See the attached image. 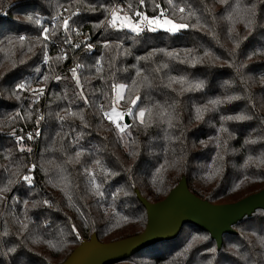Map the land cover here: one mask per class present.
Returning <instances> with one entry per match:
<instances>
[{
    "label": "trees",
    "instance_id": "trees-1",
    "mask_svg": "<svg viewBox=\"0 0 264 264\" xmlns=\"http://www.w3.org/2000/svg\"><path fill=\"white\" fill-rule=\"evenodd\" d=\"M70 2L0 0V42L6 44V38L20 34L35 37L39 30L25 18L39 16L46 26H50L51 16L57 8L61 5L67 8ZM159 2L163 7H168L164 0ZM85 3L99 8L100 4H124L126 0H85ZM174 3L190 7L195 13L188 23L195 24L196 18H199L206 28L199 31L189 28L177 35L163 31L146 32L139 37L130 33H104L103 29L92 28L94 22L103 18V13L89 12L81 4V14L73 17L72 26L78 28L82 35L77 36L73 32L71 36L74 42H78L83 40V34L89 35L94 45L91 52L84 48L73 49L63 43L64 32L61 29L48 42V55L52 58L49 65L41 63L43 50L36 48V55H24L25 64L18 65L6 77L0 76V187L7 183L9 172L14 170L17 163L36 165L32 173L34 186L29 187L20 181L6 194L7 200H0V264H60L82 239L89 238L93 233L100 242L138 234L145 227L146 212L137 199L136 190L146 200L156 202L163 199L182 176L192 193L210 203L234 202L264 188V166L257 167L254 163L245 165L248 157L264 156V55H252L248 59L253 52L264 49V0H240L242 6L256 5V24L251 33L245 30L243 23L232 25L225 18L236 0H227L224 5L218 0H174ZM72 10H75V6ZM148 14L153 12L149 9ZM230 27L235 29L231 34ZM209 28L215 32L214 38L207 35ZM240 37L246 39L240 40L239 47L233 53V41ZM103 39H119L121 51L127 49L130 53L119 56L114 68L109 67L108 61L116 50L110 53L101 48ZM61 49L67 55V60L62 63L54 59ZM153 49L174 52L176 58L156 52L146 61H137V56H144ZM185 49H192L193 52L187 53ZM205 50L219 59L196 65L180 62L192 55L200 56ZM102 52L104 80L96 75L93 67ZM21 56L18 49L17 58ZM77 63L83 66L78 74L90 101L87 106L78 99L79 90L69 71ZM165 64L167 67H161ZM10 68L11 65L0 53V73ZM137 68L141 70L138 80L147 77V83L140 89L139 107L152 108L154 114L147 128L134 124L132 118L128 117V123L134 124L132 135L127 137L128 150L138 153L129 156L124 144L119 142L114 126L96 113L99 105L110 106L111 101L105 100L103 92H111V83L131 84ZM54 72L62 77L60 81L52 78ZM44 75L49 76L44 107L43 96L35 103L29 92L18 93L21 98H15V83L25 80L30 82L31 87H36L42 83L38 78ZM174 76H184L193 84L202 82L203 87L180 93L179 84H173L172 88L166 86L169 77ZM184 87L187 88V84ZM57 96L62 98L57 99ZM65 96L66 99L63 98ZM225 96H238L239 99L222 102L216 105L215 110L205 111L203 119H195L196 107L208 105V101L213 99L223 101ZM173 104L176 119L173 120L174 126L169 127L167 118L162 119L156 114ZM208 107L211 109L212 106ZM69 108L78 113L83 109L89 127H83L80 120L73 117L59 121L57 113L64 115L62 109ZM119 108L124 111L127 105L121 102ZM16 111H20L24 119L15 118L9 122L7 117ZM25 113H31V117ZM238 113L252 119L223 122L228 129V132L220 133L219 141L220 153L224 155L223 172L207 179V165L212 163V157L217 153L214 138L221 124L220 116ZM37 115L43 117L39 124L36 122ZM145 121H148L147 113ZM37 128L39 135L35 134ZM13 129L16 135L24 136L22 143L25 148H31V152L18 149L15 136L11 135ZM28 133L33 134L32 140L27 139ZM78 133L81 134L79 139ZM253 139L255 143H245ZM201 141L205 143L201 144ZM225 142L226 149L223 147ZM77 151H82L79 163L74 160L69 162ZM96 159L110 170L120 173L107 181L102 174H97V181L104 185L101 189L105 193L103 199L87 192L89 185L84 169H95L92 161ZM173 160L177 161L175 166H165L162 172L155 174L154 180L155 169L165 161ZM5 167L9 171H5ZM24 171L21 168V172ZM61 177L67 184L66 191L72 197L71 201L62 191L64 184ZM118 187H123L128 195L121 192L113 201L111 194ZM13 196L17 197L16 202L12 200ZM44 199L50 201V208L32 207L33 201L42 202ZM25 200L29 202L27 208ZM110 204L119 217H127V220L113 215ZM77 208L85 213L84 218L79 216ZM21 221L28 224L23 232L20 231ZM73 223L77 225L78 238L76 233L70 231V224ZM233 229L235 233L224 234L222 245L217 248L208 232L187 224L175 237L155 242L111 264H208L209 260L212 264H264V244L261 243L264 240V211L256 210L233 225ZM192 235L207 237V240L196 243L192 249L184 252ZM36 237H39V241L33 243ZM45 240L59 241V244L52 249L43 243ZM8 249L14 251L9 252ZM208 249L216 251L209 252Z\"/></svg>",
    "mask_w": 264,
    "mask_h": 264
},
{
    "label": "snow or ice",
    "instance_id": "snow-or-ice-1",
    "mask_svg": "<svg viewBox=\"0 0 264 264\" xmlns=\"http://www.w3.org/2000/svg\"><path fill=\"white\" fill-rule=\"evenodd\" d=\"M164 2L168 5V7H163L159 0H126V3H113V4H100L99 8H96L93 5L86 4L85 0H71L69 6L66 8L63 5L59 6L55 11V14L51 16V25L46 26L45 23L42 22V18L39 16H27L25 19L28 20L31 24L35 25V27L39 30L38 35L33 38H29L26 35L20 34L15 37L6 38V44L4 42H0V53H3L4 59L8 61L11 65V68L4 72L0 73V76L6 77L11 70H14L18 67V65H23L26 63V59L24 55L26 53H31L33 56L36 55L34 49L41 48L43 50V59L41 63L49 64L50 58L48 55V42L51 40L52 37L57 35L58 30H63L64 32V40L63 43L70 45L73 49H79L83 47L87 52H91L94 48L93 43L90 42L91 37L87 34H83V40L74 42L72 40L71 33H76L77 36L82 35L78 28L73 27L72 24L74 23L73 17H78L81 14V4H84L85 8L89 12H97L100 11L103 13V18L99 19L98 21L92 24L93 29H103L104 33H112V34H132L134 37H139L142 34L148 33H155L158 31H163L168 33L169 35H177L181 31H185L189 28L195 29L197 31L204 30L206 25L201 24L199 18H196L195 24H190L187 21L195 17V13L191 10L190 7H186L185 5L181 4L177 6L174 3V0H164ZM218 3L224 5L227 3V0H218ZM75 6V10L73 9ZM149 9L153 12V14L149 15ZM67 13V15H64ZM256 5L251 4L247 6H242L240 4V0H236V3L232 6V11L227 14L225 17L230 21L232 25L236 23H243L245 30L251 33L254 25L256 24ZM235 31L234 27L229 28V33H233ZM207 35L210 37H215V32L212 29H207ZM246 39V37H240L239 40L233 41V47L231 51L234 53L236 49L240 45V40ZM101 48L106 50L107 52H112L115 49V54L111 56V59L108 61L109 67L114 68L115 61L121 55H129L127 49H122V43L119 39L113 41L109 39H103L100 42ZM21 52V58H17V50ZM187 53L193 52L192 49H185ZM156 52H164L166 56L169 58H176V54L171 51H165L164 49H153L150 52L146 53L144 56H137V61L141 60H148L150 59ZM252 55H264V49L258 50L253 52L248 59H251ZM58 62H63L67 60V55L63 49L60 50V53L54 58ZM219 57L214 56L209 50H205L202 55L196 56L192 55L187 60H181V63H190L192 65L196 64H203L205 61L215 62L218 60ZM103 60H104V53H101V56L95 60V64L93 67L95 68V73L100 77V79L104 80L105 76L102 75L103 73ZM231 67V65H229ZM244 65H241L243 67ZM83 66L79 63L75 64L72 68L69 69L71 73V79L75 82V87L79 91L77 92V96L79 100H82L83 103L87 106L90 104V101L84 91L83 84L81 82L80 76L78 71ZM161 67H167V65H161ZM37 72L40 71L39 68L36 69ZM159 71V69H157ZM141 77V70L137 68L136 76L132 78L131 84L125 83H117L113 82L110 85L111 92L108 91L103 92V96L105 100H110V106L106 107L105 104L99 105L97 109V115L102 119L109 122L111 126H114L115 133L117 138L121 144H124L125 149L128 150V143L127 137L131 136V128L134 126L135 123L144 126L145 128L148 127L149 123L152 122L151 118L153 116V109L152 108H141L139 107V102L141 101L140 96V89L147 83V77H143L141 79H137ZM56 81H60L62 77L60 75H55L52 77ZM113 81L115 80V76L112 77ZM39 83L36 87H31L29 81L21 80L18 83H15L13 88V95H15L16 99H20L21 97L18 93L21 92H29L32 97L33 103L38 102L45 94V89L48 84L49 76L44 75L38 78ZM264 83V81H262ZM173 84H179L181 87L179 92L182 93L184 91L190 89H199L203 87L202 82L190 83L188 82L184 76L178 77H169V82L166 85L169 88H172ZM187 84V88L184 85ZM105 87L107 88L108 85L106 84ZM175 91V89H173ZM62 97L57 96V99H61ZM66 99L67 97H63ZM239 99L238 96H225L223 101L221 99H213L208 101V105H211V109H209L208 105L198 106L195 108V119L201 120L203 119V114L205 111L215 110L216 105L222 102H231L232 100ZM121 102L127 105L126 110L121 111L119 107ZM32 107V104L29 105V108ZM156 107H159L158 105ZM139 108V111H137ZM174 109L175 105H169L167 108H162L158 115L160 118H167V123L169 127H173V120L176 119L174 116ZM64 115H60L57 113V119L59 121H63L66 117H73L79 119L83 127H89L88 123L85 121V117L83 115V109L78 112H73L71 109H62ZM148 114V121H145V115ZM26 116L29 118L31 117V113H25ZM131 117L134 124L127 123V118ZM19 118L21 120L24 119V116H21L20 111L14 112L12 115L7 117L8 121L11 122L13 119ZM43 119L41 115L36 116V122H39ZM252 119L251 116L243 115V114H236V115H229V116H220V127L217 129V136L214 138L216 140V148L217 153L212 157V163L207 165L209 171L205 173V177L207 179H212L218 174H222L223 172V161L224 155L220 153V133L221 132H228V129L224 126V121H243V120H250ZM36 135H39V128L36 129ZM11 135L15 136L17 141V147L20 151H28L31 152V148H25L22 141L24 140V136L16 135V130L13 129ZM81 137V134H77V139ZM33 134L28 133L27 139L32 140ZM210 140L213 138H209ZM256 141L253 140H246L245 143H255ZM134 143V141H133ZM205 143L201 141V144ZM225 149L227 148V143L225 142L224 146ZM137 152L128 150L129 156L137 155ZM82 155V151H77L75 153L74 158H70L69 162L73 160L76 163H79L80 157ZM8 159V157H5ZM177 163L176 160L173 161H165L164 164H161L160 167L155 169V173L153 174V179H156V173L162 172L165 166L172 167L175 166ZM249 163H254L257 167L264 166V156L262 157H248L245 160V165ZM92 164L95 165V169L93 167H86L84 169V173L87 177V183L89 187L87 188V192L91 194L93 197L103 199L105 193L101 191L104 187L102 183L97 181V174L100 173L103 175L105 181L117 177L120 173L116 171H112L109 168L105 167L103 162L99 159L93 160ZM36 167L35 164L31 166H26L21 163H17L14 167V170L9 172V179L7 183L4 184L3 187H0V200H7V193L12 191V186L18 184L20 181L27 184L29 187L34 186V177L32 175L33 169ZM21 168H24L25 171L21 172ZM5 171H9L7 167H5ZM131 171V170H130ZM12 177H18V179H13ZM129 179H132L129 176ZM61 183L64 184V188L62 191L65 192L67 198L71 201L72 197L66 191L67 184L64 182V178L61 177ZM239 187V184L236 185ZM123 192L124 195H128V192L124 191L123 187H118L115 192H112V199L115 201L119 194ZM12 200L14 202L17 201V197L13 196ZM28 200L24 201V205L27 208ZM38 206H43L45 208H50L52 205L48 199H44L42 202L33 201L32 207L36 208ZM109 208L112 210V214L119 217V213L116 211L112 205H109ZM77 213L81 218L85 217V213H83L79 208L76 209ZM25 217H27V212L25 211ZM120 219L127 220V217H119ZM86 225V221H85ZM28 227L26 221L20 222V231L23 232ZM70 231L71 233H76L78 238L77 232V225L70 224ZM7 233H5L6 235ZM62 239V236H61ZM207 240V237H201L197 235H192L191 239L188 240L187 245L185 246L184 252L192 249L194 245L198 242H202ZM39 241V237H36L33 240V243ZM49 248L55 249L59 241L53 242L52 240H45L43 241ZM264 244V240L261 241ZM9 252L14 251V249H8ZM209 252H215L216 249H208ZM208 264H212V261L209 260Z\"/></svg>",
    "mask_w": 264,
    "mask_h": 264
},
{
    "label": "water",
    "instance_id": "water-1",
    "mask_svg": "<svg viewBox=\"0 0 264 264\" xmlns=\"http://www.w3.org/2000/svg\"><path fill=\"white\" fill-rule=\"evenodd\" d=\"M136 195L146 212V224L140 233L110 242H100L93 233L60 264L115 263L155 242L175 237L187 224L208 232L220 248L223 235L235 233L233 225L256 210L264 211V188L234 202L210 203L189 190L184 176L159 201L150 202L137 190Z\"/></svg>",
    "mask_w": 264,
    "mask_h": 264
},
{
    "label": "built area",
    "instance_id": "built-area-1",
    "mask_svg": "<svg viewBox=\"0 0 264 264\" xmlns=\"http://www.w3.org/2000/svg\"><path fill=\"white\" fill-rule=\"evenodd\" d=\"M81 48H82V47H81ZM47 65H49V64H47ZM56 73H57V72H54V73H53V77L56 75ZM45 99H46V97H45V94H44V95H43V107H44ZM28 166H31V165L29 164Z\"/></svg>",
    "mask_w": 264,
    "mask_h": 264
},
{
    "label": "rangeland",
    "instance_id": "rangeland-1",
    "mask_svg": "<svg viewBox=\"0 0 264 264\" xmlns=\"http://www.w3.org/2000/svg\"><path fill=\"white\" fill-rule=\"evenodd\" d=\"M83 48V47H82ZM81 49V48H80ZM119 110H120V108H119Z\"/></svg>",
    "mask_w": 264,
    "mask_h": 264
}]
</instances>
